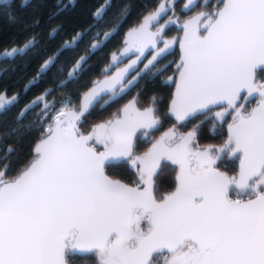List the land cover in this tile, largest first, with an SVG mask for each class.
<instances>
[{
    "label": "snow or ice",
    "instance_id": "1",
    "mask_svg": "<svg viewBox=\"0 0 264 264\" xmlns=\"http://www.w3.org/2000/svg\"><path fill=\"white\" fill-rule=\"evenodd\" d=\"M174 3L160 0L129 29L104 79L77 102L68 97L57 107L56 88L68 82L61 79L18 112L20 121L33 105H42L48 123L30 158L14 172L13 147L6 144L0 154V264H92V258L95 264H264V0H186L185 11L199 10L183 21ZM110 6L106 0L94 17ZM130 11L126 0L121 19L97 36L115 33ZM8 19L16 22L10 13ZM169 24L182 30L178 40L165 39ZM34 42L0 49V61L26 54ZM177 43L179 62L167 77L175 90L164 113L174 121L171 127L153 138L162 126L157 98L141 105L133 97L82 130L96 104L106 105L138 79L160 73L161 58ZM125 57L128 63L120 67ZM56 59H47L39 71L50 70ZM86 60L81 56L67 78L82 72ZM19 98L0 91V113ZM252 100L255 106L248 108ZM200 117L212 131L227 124L221 144L199 143L205 123ZM195 120L200 123L183 130ZM137 133L150 145L142 153L134 145ZM14 134L0 132V139ZM224 158L237 165L234 175L221 170ZM169 163L174 182L161 192L158 173ZM125 168L134 174L130 181L112 174Z\"/></svg>",
    "mask_w": 264,
    "mask_h": 264
},
{
    "label": "trees",
    "instance_id": "2",
    "mask_svg": "<svg viewBox=\"0 0 264 264\" xmlns=\"http://www.w3.org/2000/svg\"><path fill=\"white\" fill-rule=\"evenodd\" d=\"M158 1L130 0V14L122 19L119 32L108 40L104 49L96 52L89 43L90 35L110 32L113 24L121 19L119 9L126 0H111V6L100 18H95L93 14L106 0H0V49L35 41L26 54H17L10 62L7 58L0 61V91L6 90L8 97L18 94L20 104H25L42 95L46 89L56 88L61 79H67L66 84L56 88L57 106L62 99H76L89 86L91 75L106 63L107 55L119 45L120 37L130 24ZM9 4L11 7H7ZM9 13L16 17L15 23L9 21ZM37 19L39 24L33 27ZM52 29L57 31L51 32ZM78 34H82L77 38H81L80 41L70 47ZM53 56L57 57L55 66L40 72L43 63ZM81 56H86L87 60L83 71L78 74L79 80L72 83L66 74ZM16 120L15 111L8 112L0 122V130H11ZM17 133L12 136H19V129ZM27 139L24 142L25 153L29 152L32 143V138ZM92 264H95L93 259Z\"/></svg>",
    "mask_w": 264,
    "mask_h": 264
},
{
    "label": "flooded vegetation",
    "instance_id": "3",
    "mask_svg": "<svg viewBox=\"0 0 264 264\" xmlns=\"http://www.w3.org/2000/svg\"><path fill=\"white\" fill-rule=\"evenodd\" d=\"M160 1V0H159ZM157 2V4L159 3ZM185 1H182L179 4L184 5ZM202 3V0L198 2ZM210 3H215V0H210ZM156 4V5H157ZM155 7V6H154ZM183 7V6H182ZM152 9V8H151ZM149 9V10H151ZM148 10V11H149ZM199 10L194 9L189 14H181L178 12V10L175 11V14L177 17L180 18L181 21L186 19L190 15H194L195 11ZM146 11L142 15L138 16L131 24L130 27L122 34L120 37L119 45L113 49L108 55H107V61L105 64H103L96 73L91 75L89 86L79 94V97L76 99L72 98L73 102H77L79 99H81L82 94H84L86 91H88L92 87V83L97 80H101L105 76L104 69L109 65L110 63V56L112 53H116L119 51V49L122 47V40L125 36V33L132 27L137 26V24L142 19L143 15L147 14ZM168 15H172V13H168ZM165 17L164 19H166ZM164 19L161 23L164 22ZM122 24L120 25V27ZM113 33L111 36L105 38L103 35H90L89 43L92 45L93 43H96L97 41H102L100 43L99 47L96 48V52L101 51L104 49L106 43L108 42L111 37L115 36L119 29ZM95 34V33H94ZM183 35L182 30L177 24H169L165 28V39H179ZM81 38L76 40V44L80 41ZM75 44V45H76ZM74 43H71L70 47H73ZM162 46V45H161ZM179 44H175L170 49V52L166 54L164 57L161 58L159 67L161 69L160 73L150 74L145 78L138 79L136 84L122 97L119 99V96L117 98H114L113 100H110L108 104L101 106L100 104H96L94 108L91 109L90 113L87 114L86 120L87 124L83 131H87L90 129L91 126H94L96 123L103 122L104 120L110 118L114 113H116L120 108L123 107L124 104L128 103L129 100H131L133 97H138L140 99L141 105L147 104L152 97L157 98V106L158 111L161 115L162 119V126L160 127L159 131L155 133V136L153 138H158L159 135L163 133V131L167 130V128L171 127L172 123L174 122L171 118L165 119L164 113L167 111V105L170 99V96L173 92L174 84L169 82L167 80L168 76H174L175 75V64L179 62ZM147 58H150L148 55ZM90 61V60H89ZM88 61V66H89ZM147 60L144 59L142 63L138 65L139 68H143V63H146ZM166 66V68H165ZM114 69L110 70V73H112ZM134 75V74H133ZM69 80L72 81V83H75L79 80L78 75L70 78ZM37 98V97H36ZM34 98L33 100H35ZM32 100V101H33ZM20 104L18 101L15 103L14 106L10 108V110H7L3 113H0V122L4 115H6L10 111H15V116L17 118L18 112L24 108L27 104ZM243 101H240L242 103ZM255 106V101L253 100L250 104L247 105L248 108H251ZM42 105H33L31 109L25 114L24 117L21 118L20 121L16 120L17 123L12 127V129L20 130L19 136L14 138L12 135H8L6 140L0 139V154H3L5 151V145H11L14 149L13 154L9 157L11 161V170L14 172L19 166H21L24 162H26L30 156H31V150L35 142H38L39 137L41 136V129L45 128L46 123H48L47 120L42 119V116L40 115L42 111ZM58 107V106H57ZM200 120H205V123L201 125V129L198 132V141L199 143L204 145H219L221 144L227 136V124H223L222 126L218 125L216 131L211 130V122L205 118L200 117ZM200 120H195L193 123H189L187 128L183 129L184 131L191 130V128L194 126L195 123H200ZM230 122V117L228 118ZM0 132H2L0 130ZM6 132V130L4 131ZM27 138H32V143L29 149L28 153H25L24 148L26 147L25 141H27ZM25 144V145H24ZM134 145L136 148V151L138 153H142L149 147L150 145L147 143L146 139L137 133V138L134 139ZM220 164L221 170L227 171L230 175L235 174V170L237 165L234 164L230 158H224L221 162H218ZM174 167L170 163L167 167H164L159 170L158 177H157V188L159 191H167L170 190L173 182H174ZM112 174L116 176V178L124 179L126 181H130L133 178V172H131L128 169H113ZM95 262V259L92 258Z\"/></svg>",
    "mask_w": 264,
    "mask_h": 264
},
{
    "label": "water",
    "instance_id": "4",
    "mask_svg": "<svg viewBox=\"0 0 264 264\" xmlns=\"http://www.w3.org/2000/svg\"><path fill=\"white\" fill-rule=\"evenodd\" d=\"M182 1H185L186 2V0H175V3H174V10L176 11V10H178V12L179 13H181V14H189L191 11H185L184 10V8L182 7L183 5H180V7H179V4L182 2ZM200 0H197V3L199 2ZM160 2V1H159ZM193 11V10H192ZM171 13V12H170ZM165 18V17H164ZM164 18H162L161 19V21H160V23L162 22V20L164 19ZM129 31V30H128ZM127 31V32H128ZM127 32L125 33V36H124V38H123V40H122V47L119 49V51L118 52H116L117 53V55H119V53H120V51L123 49V47H124V44H123V41H124V39H125V37H126V35H127ZM149 51H151V50H149ZM179 51H180V48H179ZM131 55V54H130ZM112 56V55H111ZM111 56H110V63H111ZM145 56L147 57L148 56V53L146 52L145 53ZM131 58H135L134 56H132ZM6 59V58H5ZM144 60V59H143ZM109 63V64H110ZM128 63V58L127 57H125V58H122V62L120 63V67H124L125 66V64H127ZM112 69H114V71L112 72V73H114L115 71H116V66L115 65H113L110 69H109V72H110V70H112ZM134 74V72H132V73H130V76L131 75H133ZM130 76H129V78H130ZM104 79V77L101 79V80H103ZM95 82V81H94ZM92 86H93V83H92ZM131 89V88H130ZM130 89H128L126 92H124V93H121L120 95H118L119 96V99L120 98H122ZM174 90H175V86H174V88H173V92H174ZM243 95V94H242ZM118 96H116V97H114V98H117ZM83 97V94H82V96H81V98ZM113 98V99H114ZM112 99V100H113ZM253 101V100H252ZM243 103V102H242Z\"/></svg>",
    "mask_w": 264,
    "mask_h": 264
},
{
    "label": "rangeland",
    "instance_id": "5",
    "mask_svg": "<svg viewBox=\"0 0 264 264\" xmlns=\"http://www.w3.org/2000/svg\"><path fill=\"white\" fill-rule=\"evenodd\" d=\"M42 119H45L44 117H42ZM46 120V119H45ZM47 126V123H46V125H45V127Z\"/></svg>",
    "mask_w": 264,
    "mask_h": 264
}]
</instances>
